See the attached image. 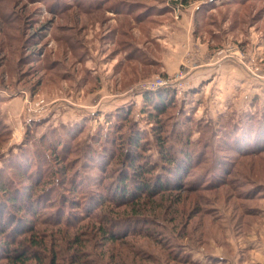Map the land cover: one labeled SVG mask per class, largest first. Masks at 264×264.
I'll list each match as a JSON object with an SVG mask.
<instances>
[{"label": "rangeland", "instance_id": "rangeland-1", "mask_svg": "<svg viewBox=\"0 0 264 264\" xmlns=\"http://www.w3.org/2000/svg\"><path fill=\"white\" fill-rule=\"evenodd\" d=\"M0 183L28 264H264V0H0Z\"/></svg>", "mask_w": 264, "mask_h": 264}, {"label": "trees", "instance_id": "trees-1", "mask_svg": "<svg viewBox=\"0 0 264 264\" xmlns=\"http://www.w3.org/2000/svg\"><path fill=\"white\" fill-rule=\"evenodd\" d=\"M188 1H190V0H180V2H181L182 5L187 4ZM122 6L123 5H121V7ZM123 7L126 8V6H123ZM116 11H118V12L121 11L120 7L118 9H116ZM126 12H127V10H126ZM139 139H140L139 137H137L135 140L133 138L131 140V142H130L131 147H133L134 149H136L137 146H140L142 142H140ZM131 157H134V159H135V160L134 159L131 160L132 162L130 164V167H133V170H134L133 174H134V176L136 175L138 177V179H139L144 172H146V173H149L150 172L149 170H146L147 169L146 167L145 168H140V169L139 168H135V163H136L135 161H136L137 158H136V156H133V155H131ZM163 159H166V158L163 157ZM166 160L169 161L168 158ZM127 179H130V181H132L133 183L134 182L135 183H139L138 185L144 187L145 193H150L149 190H151L152 187L150 185H146V183H144L143 180H140V179L139 180H135V178H133V177H125V179H123L122 182H121V186L122 187L125 186L122 189L121 193H124L125 196H128V195L134 196L135 195L134 191H131V190H129L126 187L125 183H126ZM142 187H140V188H142ZM147 187H150L149 190H147ZM0 191H2V192L8 191L7 186H3L0 183ZM103 198H104V196L101 198V200H99V203H101V204H99V208H100L101 211L103 209L102 208L103 207V202H102ZM9 199L11 201H13V200L15 201L16 200V199H13L11 197ZM11 201L8 202L9 205H10V203L11 204L14 203V202H11ZM29 201H30V199H28V200L25 199V200L21 201L22 207H25V208L28 209L27 206L29 205ZM93 201H95V199H93ZM94 203L95 202H91L90 203V206H89V209L88 210H90V209L91 210H97V209H99V208H97L98 207V205H96L97 203L96 204H94ZM109 203H112V202H108V204ZM10 213H11L10 210H8V211L6 210L4 212V210L1 209V211H0V258L8 260V264H28L31 261H33V260L36 259L35 256H33V252L32 251L24 250L21 253V252H18V251L14 252L15 249L14 248H10V245H14L13 243L16 242L17 236H16V232L15 231H11V230H9V231H11V234L7 235L8 234L7 233L8 232L7 229L10 228L11 221L14 222V220H15V223L18 222V220L16 218H14L12 220V218H11L12 216L10 215ZM17 242L20 243V240H17ZM33 243L34 242L31 240V244L32 245H33ZM54 259L55 258H53V261H54Z\"/></svg>", "mask_w": 264, "mask_h": 264}, {"label": "built area", "instance_id": "built-area-1", "mask_svg": "<svg viewBox=\"0 0 264 264\" xmlns=\"http://www.w3.org/2000/svg\"><path fill=\"white\" fill-rule=\"evenodd\" d=\"M166 87L174 88V83L172 84L171 82L166 81L164 78H161L160 76L154 77L150 82L143 85V89L149 91H157L161 88H166Z\"/></svg>", "mask_w": 264, "mask_h": 264}, {"label": "crops", "instance_id": "crops-1", "mask_svg": "<svg viewBox=\"0 0 264 264\" xmlns=\"http://www.w3.org/2000/svg\"><path fill=\"white\" fill-rule=\"evenodd\" d=\"M190 32V31H189Z\"/></svg>", "mask_w": 264, "mask_h": 264}]
</instances>
